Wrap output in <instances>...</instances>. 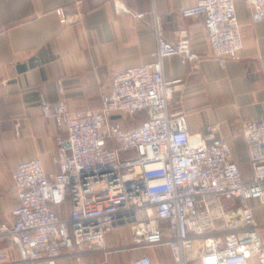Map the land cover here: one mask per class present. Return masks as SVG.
<instances>
[{
	"label": "built area",
	"instance_id": "built-area-1",
	"mask_svg": "<svg viewBox=\"0 0 264 264\" xmlns=\"http://www.w3.org/2000/svg\"><path fill=\"white\" fill-rule=\"evenodd\" d=\"M245 1L251 20L262 21L264 0ZM112 4L116 14L144 15L125 0ZM56 11L65 17L62 6ZM179 13L204 18L219 61L243 49L235 0H198ZM153 26L154 59L115 72L98 110L74 113L62 100L42 105L66 133L55 137L58 170L47 171L40 157L13 170L17 205L10 223L0 217V264H78L85 249L107 256L162 246L171 254L166 264H251L253 256L264 264V240L250 204L264 203V116L244 124L251 165L245 176L231 143L215 135L218 124L191 132L187 114L170 110L179 79H166L164 58L178 54L187 63L201 55L188 28L171 40L159 16ZM138 114L144 115L139 124L123 126ZM62 205L70 206L67 214L55 208ZM125 228L127 245H107L108 233ZM17 240L24 255L11 254ZM128 264L155 263L144 252Z\"/></svg>",
	"mask_w": 264,
	"mask_h": 264
},
{
	"label": "crops",
	"instance_id": "crops-1",
	"mask_svg": "<svg viewBox=\"0 0 264 264\" xmlns=\"http://www.w3.org/2000/svg\"><path fill=\"white\" fill-rule=\"evenodd\" d=\"M197 1L125 0L133 12L144 14L136 17L116 14L112 0H0V217L4 222L13 220L17 205L12 173L18 163L40 157L47 171L58 170L53 161L55 137L66 133L53 117L44 115L42 105L62 100L74 113L98 110L100 94L115 72L154 59L156 16L168 39L175 40L179 28H188L192 48L201 55L199 61L187 63L178 54L164 58L166 79H179L170 110L187 114L191 132L218 124L215 135L231 143L243 174L251 173L243 129L248 119L264 116V19L253 22L246 1L235 0L244 46L236 57L221 62L208 41L204 18L179 13ZM60 6L64 18L56 11ZM250 204L264 240V203L252 199ZM63 206L55 208L63 213ZM124 232L126 242L111 231L107 245H126L131 236L129 229ZM20 253L17 242L11 254ZM128 256V251L106 256L85 249L77 263L128 264ZM250 262L260 264L257 256Z\"/></svg>",
	"mask_w": 264,
	"mask_h": 264
},
{
	"label": "rangeland",
	"instance_id": "rangeland-1",
	"mask_svg": "<svg viewBox=\"0 0 264 264\" xmlns=\"http://www.w3.org/2000/svg\"><path fill=\"white\" fill-rule=\"evenodd\" d=\"M143 118H144V115L136 116L133 119V121H131L129 123H126V126L136 125ZM62 210H63V213L64 212H68L69 206L64 205ZM124 230L125 229H119V230L114 231V236L115 237H120L119 239H121L123 242H126ZM121 246H124V244L122 242H121ZM131 252H133V253H131ZM131 252L128 251L129 256H128V259H127V263L131 262L135 258V256L138 255L137 250H132ZM134 252H136V253H134ZM146 252L151 254V256H153V261H154L155 264H166V263L171 261V256L169 254V250L165 246L149 248V249H147ZM75 261L77 262L76 259H75Z\"/></svg>",
	"mask_w": 264,
	"mask_h": 264
},
{
	"label": "water",
	"instance_id": "water-1",
	"mask_svg": "<svg viewBox=\"0 0 264 264\" xmlns=\"http://www.w3.org/2000/svg\"><path fill=\"white\" fill-rule=\"evenodd\" d=\"M67 145L69 146V144H67ZM17 242H18V244L20 245L21 251H22V253H23V255H24V251H23V247H22L21 242H20L19 240H17Z\"/></svg>",
	"mask_w": 264,
	"mask_h": 264
},
{
	"label": "trees",
	"instance_id": "trees-1",
	"mask_svg": "<svg viewBox=\"0 0 264 264\" xmlns=\"http://www.w3.org/2000/svg\"><path fill=\"white\" fill-rule=\"evenodd\" d=\"M143 115V114H142Z\"/></svg>",
	"mask_w": 264,
	"mask_h": 264
}]
</instances>
